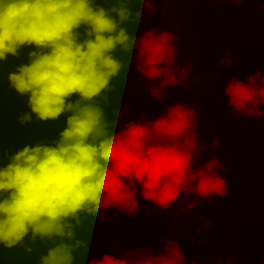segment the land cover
Masks as SVG:
<instances>
[{
	"label": "trees",
	"instance_id": "16d2710c",
	"mask_svg": "<svg viewBox=\"0 0 264 264\" xmlns=\"http://www.w3.org/2000/svg\"><path fill=\"white\" fill-rule=\"evenodd\" d=\"M177 6L174 96L211 157L169 264H264V0ZM160 15V0H0V264L71 263L93 163ZM179 222L148 131L100 193L86 264H139Z\"/></svg>",
	"mask_w": 264,
	"mask_h": 264
},
{
	"label": "water",
	"instance_id": "95a60500",
	"mask_svg": "<svg viewBox=\"0 0 264 264\" xmlns=\"http://www.w3.org/2000/svg\"><path fill=\"white\" fill-rule=\"evenodd\" d=\"M161 15L156 44L134 92L117 113L98 150L87 182L70 264H86L95 207L114 169L150 132L158 162L172 188L180 212L177 232L158 238L139 264H169L179 249L203 201L210 176V148L204 131L193 127L174 96V72L180 38L177 0H160ZM176 124L165 125L167 115ZM183 142L181 153L172 155L166 137ZM191 167V169L189 168ZM190 169L191 175L186 173Z\"/></svg>",
	"mask_w": 264,
	"mask_h": 264
}]
</instances>
